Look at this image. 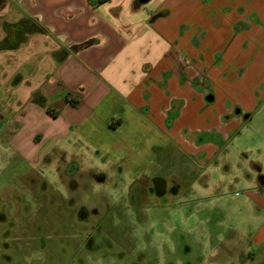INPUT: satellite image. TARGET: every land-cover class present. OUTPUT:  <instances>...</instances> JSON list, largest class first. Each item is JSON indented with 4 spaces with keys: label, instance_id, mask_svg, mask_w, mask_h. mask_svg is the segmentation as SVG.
<instances>
[{
    "label": "crops",
    "instance_id": "0c3cea01",
    "mask_svg": "<svg viewBox=\"0 0 264 264\" xmlns=\"http://www.w3.org/2000/svg\"><path fill=\"white\" fill-rule=\"evenodd\" d=\"M0 118L35 152L124 133L204 161L235 140L249 186L230 244L237 264H264V0H0Z\"/></svg>",
    "mask_w": 264,
    "mask_h": 264
},
{
    "label": "rangeland",
    "instance_id": "374dc122",
    "mask_svg": "<svg viewBox=\"0 0 264 264\" xmlns=\"http://www.w3.org/2000/svg\"><path fill=\"white\" fill-rule=\"evenodd\" d=\"M11 127L0 131V264L238 263L229 222L249 164L235 140L214 139L204 161L175 138L119 143L124 133L105 136L117 143L107 149L35 152L10 143Z\"/></svg>",
    "mask_w": 264,
    "mask_h": 264
},
{
    "label": "trees",
    "instance_id": "16d2710c",
    "mask_svg": "<svg viewBox=\"0 0 264 264\" xmlns=\"http://www.w3.org/2000/svg\"><path fill=\"white\" fill-rule=\"evenodd\" d=\"M90 1L92 2L93 5L98 6V5L103 4L104 2H106L108 0H90ZM158 14L159 15H162V14H164V12H160ZM35 101L38 104H40V105H44L45 104V98L42 97V96L36 97ZM70 101H71L72 104H76V101L75 100H72L71 99ZM46 110H47V112L49 114H51L52 116H55L54 112L51 109L47 108ZM110 126L113 127L114 126L113 123H110Z\"/></svg>",
    "mask_w": 264,
    "mask_h": 264
},
{
    "label": "flooded vegetation",
    "instance_id": "af4514ba",
    "mask_svg": "<svg viewBox=\"0 0 264 264\" xmlns=\"http://www.w3.org/2000/svg\"><path fill=\"white\" fill-rule=\"evenodd\" d=\"M156 177H159V176H156ZM154 178H155V177L152 178V185H153V187H154V191L156 192V194H157L159 197H162V196H164L165 194H167L168 191H169V188H168V186H167V182H166V180H165L164 178H162L163 181H159V182H157V183H154V181H153ZM163 182H164V183H163ZM161 184H162L163 186H162ZM160 207H162V206H160ZM169 207H170V205H169Z\"/></svg>",
    "mask_w": 264,
    "mask_h": 264
},
{
    "label": "water",
    "instance_id": "95a60500",
    "mask_svg": "<svg viewBox=\"0 0 264 264\" xmlns=\"http://www.w3.org/2000/svg\"><path fill=\"white\" fill-rule=\"evenodd\" d=\"M148 0H139V2L140 3H145V2H147ZM206 100H208V101H210V100H212V97L211 96H207L206 97ZM153 181H154V183H157V182H159V181H163L162 180V178L161 177H155L154 179H153ZM164 183V182H163ZM162 185V184H161ZM163 186V185H162Z\"/></svg>",
    "mask_w": 264,
    "mask_h": 264
}]
</instances>
